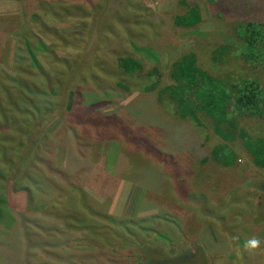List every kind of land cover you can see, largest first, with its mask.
Here are the masks:
<instances>
[{
	"label": "rangeland",
	"instance_id": "obj_1",
	"mask_svg": "<svg viewBox=\"0 0 264 264\" xmlns=\"http://www.w3.org/2000/svg\"><path fill=\"white\" fill-rule=\"evenodd\" d=\"M109 1L112 2L110 8H113L124 0ZM126 1L128 4L132 3L130 0ZM141 1L143 9L134 18L124 14L126 6L121 5L117 15L119 21L123 22L119 25L112 24L110 28L103 23L108 16L107 6L104 5V10L95 9L94 16L90 14L91 18L88 19L89 14H79L77 8L87 11L90 5L82 6L80 0H0V78L14 77L16 71H20L18 65L13 64V58L15 54L19 55L17 46L24 45L27 41H31L33 46L30 56L39 67L36 70L39 69L50 77L61 67L55 66L57 63L50 58L47 62L42 60L41 55L47 53L38 45V41L49 45V49L59 59L77 62L75 68L70 64L71 78L67 80L55 77L49 83L50 95L42 101L50 109L35 113L34 118H28L31 123L28 124L27 133L17 135L22 148L16 156L13 154L14 168L10 170L11 167L9 169L5 166V170L9 172L7 177L10 176L6 203L15 211L27 208V192L20 187L27 184L30 187L31 183L19 180L24 176L23 169L28 165L31 166L27 174L35 177L33 167L37 158L62 168L67 154L76 150L94 166L91 171H87V176L73 178L70 182L74 185L70 184L72 188L66 183L63 188L76 198L81 192L85 194L83 204L77 203L79 215L87 218L85 225L95 226L96 230L86 233L81 229L84 224L71 222L70 244L73 250L91 253L105 251L113 257L102 260L107 264H144L146 248L152 250L153 257L160 259L159 253L170 258L174 252L179 253V250H188L197 245L195 255L198 254L197 257L205 260V263L197 264H264V168L254 164L241 143L235 141L230 144L236 153L235 162L230 167L223 168L211 158V149L219 140L212 135L207 120L200 118L201 135L194 133L191 125L184 123V133L195 143L185 144L186 139L183 138L179 143L182 145L179 147L181 150L176 152L177 149L173 147L167 154V157H179L177 162L181 164L176 176V171L169 164L161 165L164 157L156 155L152 148L153 145L156 149H161V146L166 148L170 143L167 144L165 138L141 123L135 116V109L127 107L132 101L146 99L150 102L153 99L152 95L141 93L138 89L141 87V84L137 86L140 79L133 76L127 81L129 85L126 86L129 88L122 90L118 86L121 80L109 75V72L98 74L93 79H89L88 75H80L95 55L102 53L106 64L110 61L112 64L115 58L132 53L133 46L129 42L139 43L126 35L127 26L137 19V22H146L145 30L144 27L141 29L142 34L145 32L143 39L153 42L154 45L151 46L158 52L160 78L151 75L149 81L152 83L168 80L172 58L188 51H195L199 56L198 65L214 75L234 81L250 79L264 82V63L246 61L252 59L250 56L256 58L254 52L257 50L250 53V56L236 52L241 37L235 32L236 26L230 20L228 9L214 6L210 0H194L193 3L199 8L200 22L194 29L182 30L175 27L171 20V17L184 10L177 0ZM34 16L59 35L55 37L48 32V38L41 36ZM263 18L261 25L264 31ZM158 24H161L159 29ZM160 30L164 33H160ZM62 33L69 35L63 36ZM156 34L160 37L158 40L154 38ZM259 45L264 49V36ZM219 47L230 50L225 51L224 61L215 63L212 52ZM19 56L23 60L30 59L23 53ZM259 58H256L257 61H262ZM74 91L82 92L85 106L98 103L93 106L97 114L115 113L131 129H140L146 144L136 145L117 131L95 134L89 123L78 126L70 113L72 108L75 109L71 104ZM5 103L6 99L0 96V104ZM7 113L10 112H5ZM10 115L12 116L9 117L20 122L27 119L22 112H11ZM1 117L0 115V122ZM246 123L250 125V131L254 129L255 135L264 138V107L262 118L257 115L247 119ZM70 128L75 130L74 134ZM146 148L149 153L145 151ZM163 148L161 153L165 152ZM118 164L121 169L116 174ZM1 167L4 168L2 165ZM40 172L34 181L41 183L39 181L42 180L54 186L47 174L41 170ZM143 180L150 186L144 187ZM50 195L52 197L51 191ZM42 197L44 201L45 197L50 199L49 192ZM32 204L36 206L34 211H37L38 200ZM67 205L58 208V213H70L64 209L68 208ZM38 211L35 216H39ZM49 212L55 214L56 210L50 209ZM71 213L74 217H80L73 211ZM153 215L159 219L146 224L148 233L144 235L148 240L132 237L131 227L128 231L120 228L113 230L112 219H106L146 218ZM150 231L153 233L150 234ZM253 238L261 241L260 246L256 249L246 248L245 243Z\"/></svg>",
	"mask_w": 264,
	"mask_h": 264
},
{
	"label": "trees",
	"instance_id": "obj_2",
	"mask_svg": "<svg viewBox=\"0 0 264 264\" xmlns=\"http://www.w3.org/2000/svg\"><path fill=\"white\" fill-rule=\"evenodd\" d=\"M66 1L74 2L75 0ZM130 1H132L131 4L124 0L121 4L118 2L117 5L110 8L112 2L109 0H80L82 6L84 4L90 6L87 11L84 8H77V10L79 14H89L87 18L90 19L91 16H94L95 9L104 10V6H107L106 12L108 16L103 23H106L111 28L112 24L119 25L123 22L119 21L120 19L117 15V12H119L118 8L121 5L126 6H124V14H128L130 18L136 17L142 11L141 0ZM177 1L184 10L171 17L172 24L182 30L194 29L201 19L198 6L193 3L194 0ZM210 1L214 6L230 11V20L236 26L235 32L241 37L240 46L236 52L249 55L257 50L254 52L256 55L254 56L256 58L260 57L259 59H262V61H257L256 58L250 55L252 59H246V61H256L258 64L264 63V49L259 45V41L264 36L263 25H261V18L264 17V0ZM34 18L37 22V30L41 36L48 38V32H51L55 37L59 35L54 29L44 25L38 17L34 16ZM136 20L134 19L128 24V33H126L127 36L139 43L137 45L129 42L133 46L132 53L115 58L112 64H110L111 61L106 64L102 53L95 55L87 63V67L81 71L80 75L83 77L88 75L89 79H93L98 74L110 73L109 75L118 77L119 81L121 80L118 86L122 90L129 88L126 86L129 85L127 81L130 78L132 79L133 76H137L140 79V83H137V86L141 84V87L138 89L141 90V93L152 95L153 99L150 102L146 99L132 101L127 107L135 109V116L138 117L141 123L148 125V128L150 127L154 132L165 138L167 144L170 143L166 148L161 146V149L163 148L165 151L164 153H161V149H156L154 145L152 148L156 151V155L164 157L161 165L169 164L176 171V176L177 172H179L177 168L181 164L177 162L179 157L178 155H168L167 157V154L173 147L177 149L176 152H179L181 150L179 147L182 146L179 143L183 138L186 139L185 144L190 142L193 145L195 143L190 141L184 133L183 124L191 125L193 132L201 135L202 126L199 125L201 117L207 120L211 127L212 135L219 140L210 152L211 158L216 165L227 168L234 164L236 153L231 149L230 144L236 141L240 142L242 147L248 151L256 166L264 168V138L255 135L254 129L250 131V125L246 123L247 119L257 115L262 118L264 82L250 79L234 81L220 75H214L198 65L199 56L195 51H188L172 58L168 69V80L164 82L154 81L155 83H152V81H149L151 75L160 78L158 52L151 46L154 45L153 42L143 39L145 32L142 34L141 29L144 27L145 30L146 22L143 20L137 22ZM161 24L157 25V29L161 27ZM153 28L151 29L154 32ZM159 32L164 33L163 30ZM62 35L67 36L69 33H62ZM154 38L158 40L160 37L156 34ZM36 40L38 39L36 38ZM38 45L45 50V54L47 53L46 55H41L42 60L44 62H47L49 58L54 60L57 63L55 66L60 65L61 67L59 71L50 77L41 70H36L39 67L30 56L33 46L31 41H27L24 45L17 46V51L19 55L22 53L23 55H28L29 61L23 60L19 55L15 54L13 64L18 65L20 71L17 70L14 77L4 76L0 78V96L6 99L5 104H0V115L2 116L0 133H3V135H0V264H107L102 260H110L113 257L106 254L105 251L78 252L73 250L70 244V238L72 237L71 222L84 224L81 229L86 231V233L96 230L95 226L88 227L85 225L88 222L87 218L79 215L80 211L77 203L83 204V201L86 200V198H83L86 197L85 194L81 192L79 197L76 198L70 196L68 191L63 188L66 184L72 188L74 185L70 183L71 180L77 176L80 178L87 176V171H91L94 166L80 152L76 150L70 151L67 154L65 166L62 168L54 167L47 160H39L37 158L33 167L35 177H33V174H27L31 166L28 165L27 169H23L24 176L19 180L20 182L27 181V183H31L30 187L27 183L28 186L20 187L27 192V208L23 211H15L9 208L6 203V191L10 176L7 177L9 172L5 170V166L7 168L11 167V169L9 168L10 170L14 168L15 157H13V154L16 156L18 150L20 151V148H22V144L17 141V135L27 133L28 124L31 123V119L28 122V118H34L35 113L50 109V107H46L47 104L42 99L50 95L48 88L51 80L55 77L67 78L68 80V78H71L69 76L71 71L70 64L74 68L77 65L75 61L59 59L49 49V45L42 41H38ZM227 49L229 48H217L212 52V60L215 63L224 61L223 55H225ZM145 61H154V63L146 64L144 63ZM24 68H26V71ZM32 69L34 73H32ZM36 73L39 75H35ZM72 96L71 104H73L72 107L74 106L75 109L72 108L70 113L74 116V121L78 126H86L89 123L91 130H94L95 134L103 135L117 131L136 145L140 146L141 144L144 146L146 144L145 138L141 136L140 129H131V126L126 124L115 113L97 114L93 106L98 103L85 106L81 91H74ZM143 107H145V110H143ZM5 112L10 113L5 114ZM11 112H22L27 119L24 122L17 121L16 118L9 117L12 116L10 115ZM70 129H72L71 132L74 134L75 130L73 128ZM145 151L149 153L147 148ZM120 158H123V156ZM120 169L118 164L115 173L118 174ZM40 170L47 174L46 176L50 178L54 186H50L42 180L39 181L41 183H38V180L34 181L40 175ZM154 181L155 179L152 180V182ZM143 182L144 187L150 186L145 180ZM46 192H49L50 199L47 200L45 197L44 201L42 196H46ZM35 200H38L39 203L37 207L38 210L40 209V211L37 210L39 216H35L37 212L34 211L36 206L32 204ZM65 204H68V208L64 209H67L70 213H58V208H62ZM50 209L56 210V213H50ZM72 211L80 217H74L71 213ZM106 219H112L111 227L113 230H115L114 228H120L128 231L131 227L133 229L130 232L132 237L148 240L144 235V233H148L146 224L150 221L155 222L159 218L153 215L146 218L106 217ZM151 233L153 232L150 231ZM194 246L188 250H179V253L174 252L170 258L159 253V251H155L159 253L160 259L153 257V254H151L152 250L146 248L144 260L147 264L205 263V260L203 261L201 257H197L198 254L195 255L194 249L197 248V245Z\"/></svg>",
	"mask_w": 264,
	"mask_h": 264
},
{
	"label": "clouds",
	"instance_id": "obj_3",
	"mask_svg": "<svg viewBox=\"0 0 264 264\" xmlns=\"http://www.w3.org/2000/svg\"><path fill=\"white\" fill-rule=\"evenodd\" d=\"M261 241L257 238H253L245 243V247L248 249H256L260 246Z\"/></svg>",
	"mask_w": 264,
	"mask_h": 264
},
{
	"label": "crops",
	"instance_id": "obj_4",
	"mask_svg": "<svg viewBox=\"0 0 264 264\" xmlns=\"http://www.w3.org/2000/svg\"><path fill=\"white\" fill-rule=\"evenodd\" d=\"M195 244H198V243L195 242Z\"/></svg>",
	"mask_w": 264,
	"mask_h": 264
}]
</instances>
